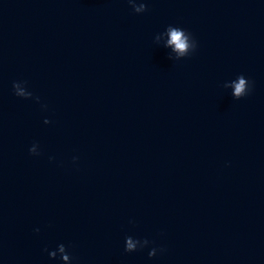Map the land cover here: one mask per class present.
<instances>
[{
	"label": "water",
	"instance_id": "water-1",
	"mask_svg": "<svg viewBox=\"0 0 264 264\" xmlns=\"http://www.w3.org/2000/svg\"><path fill=\"white\" fill-rule=\"evenodd\" d=\"M0 264H264V0H0Z\"/></svg>",
	"mask_w": 264,
	"mask_h": 264
},
{
	"label": "clouds",
	"instance_id": "clouds-1",
	"mask_svg": "<svg viewBox=\"0 0 264 264\" xmlns=\"http://www.w3.org/2000/svg\"><path fill=\"white\" fill-rule=\"evenodd\" d=\"M170 36H171L170 43H175L176 48L180 50L181 53H183V51L187 48V43L184 38L183 32L180 30H172L170 32ZM244 87H245V81L241 79L239 83L235 85V92L237 96H239L244 91ZM129 247H132L130 241H129Z\"/></svg>",
	"mask_w": 264,
	"mask_h": 264
}]
</instances>
